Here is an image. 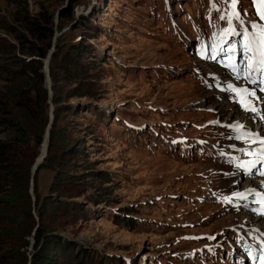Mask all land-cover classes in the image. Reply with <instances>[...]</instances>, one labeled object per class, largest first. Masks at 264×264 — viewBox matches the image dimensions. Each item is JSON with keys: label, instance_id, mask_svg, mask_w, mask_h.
Instances as JSON below:
<instances>
[{"label": "rangeland", "instance_id": "rangeland-1", "mask_svg": "<svg viewBox=\"0 0 264 264\" xmlns=\"http://www.w3.org/2000/svg\"><path fill=\"white\" fill-rule=\"evenodd\" d=\"M27 1L34 10L43 1L54 14L60 56L77 51L79 72L90 57L96 61L88 76L92 97L69 96L74 79L62 83L57 100L45 84L48 115L55 101L59 108L60 145L83 139L93 169L109 179L98 205L78 198L87 213L64 234L85 264H234L217 259L227 247L237 249L229 228L246 223L263 230L264 222L233 214L210 197L228 186L220 165L202 161L203 146L217 143L209 122L239 114L229 116L226 104L215 109L226 100L198 84V69L210 68L190 52L210 29L208 11L229 0ZM8 2L0 0V27L12 23ZM242 3L248 12L251 0ZM62 8L68 11L59 27ZM8 37L0 29V64ZM52 176L39 170L40 195ZM248 180L243 184H253ZM29 241L26 254L33 236Z\"/></svg>", "mask_w": 264, "mask_h": 264}, {"label": "trees", "instance_id": "trees-1", "mask_svg": "<svg viewBox=\"0 0 264 264\" xmlns=\"http://www.w3.org/2000/svg\"><path fill=\"white\" fill-rule=\"evenodd\" d=\"M8 1L12 5L7 9L12 23L0 27L9 35L3 38L6 58L0 64V264H85L83 253L64 234L87 213L78 198L87 196L86 203L98 205L107 188L102 184L109 179L93 169L91 151L83 139L65 147L60 145L57 101L46 155L31 176L49 120L43 64L58 26L43 1L36 10L29 8L27 0ZM67 9L59 11V27ZM58 42L56 37L48 64L53 97L57 100L62 83L71 79L75 82L68 89L69 96L92 97L94 81H89L88 76L91 78L90 70L96 61L89 56L88 65H81L79 72L77 51L60 56ZM43 168L52 171L53 176L47 193L40 195L37 177ZM89 190L100 195L92 197ZM30 236L34 240L32 251L26 254Z\"/></svg>", "mask_w": 264, "mask_h": 264}, {"label": "snow or ice", "instance_id": "snow-or-ice-1", "mask_svg": "<svg viewBox=\"0 0 264 264\" xmlns=\"http://www.w3.org/2000/svg\"><path fill=\"white\" fill-rule=\"evenodd\" d=\"M239 0H230V7L231 12L227 13L226 15H222L220 18L221 20L227 19L229 28L224 30L225 34H235V29L233 28L232 22L233 20L239 21L243 23L241 14L237 11V4ZM253 4L256 7V15L259 17L260 20L264 21V0H253ZM252 28L254 31L248 32L247 29H244L241 33L244 36V44L243 50L247 54V73L248 75L245 76V79H248L251 83H256L255 80L251 79L253 74H259L261 83H264V24H252ZM234 51V49H230ZM223 51V49H221ZM214 59V57H213ZM233 71L243 74L244 72V64L241 63L237 65L235 62H230L229 65ZM239 78V76H237ZM229 88L232 89V86L229 85ZM233 91H237V94L241 97V106L245 107L246 110L255 111L254 108L249 109L248 104L250 103L247 101V96H254V91H249L248 89H232ZM264 91V89H261ZM237 129L243 127V125H235ZM264 144V141H261ZM264 175V173H261ZM233 196L238 199H245L244 193H234ZM225 201L231 202L232 197H225ZM261 207L259 212L261 215H264V197H261L259 201H257Z\"/></svg>", "mask_w": 264, "mask_h": 264}, {"label": "bare ground", "instance_id": "bare-ground-1", "mask_svg": "<svg viewBox=\"0 0 264 264\" xmlns=\"http://www.w3.org/2000/svg\"><path fill=\"white\" fill-rule=\"evenodd\" d=\"M210 95H212V93H210V94H208V97H210ZM219 101V100H218ZM225 104H226V106L229 108V110H228V114H229V116H232L233 114H239V115H237L236 117H234V119H236V122H242V124H243V126H246V127H248V126H250L251 125V123H252V119H253V117L252 116H248L247 115V113H245L244 111H238L234 106H232V105H230L227 101L226 102H224V101H222V100H220L217 104H215L214 106L216 107L215 109L216 110H218V111H223L224 110V108H225ZM217 107L219 108L220 107V109H217ZM241 118V119H240ZM228 120V119H227ZM254 124V123H253ZM254 130H256V131H258V132H260L262 135H264V126H258V125H256L255 126V128H254ZM45 141H46V139H44V141H43V143H42V145H41V147H40V152L41 153H44V150L46 149V146H45ZM203 147H205V146H203ZM264 180V178H258V179H256V181L253 183V185H259V183L261 182V181H263ZM249 181V180H248ZM248 185H252V184H250L249 182H247V181H245V184H244V186H248ZM252 185V186H253ZM242 216V218L243 217H245V218H243V219H252V216H251V214L250 213H247V216L249 217H247V216H245V214H243V215H241ZM253 219H255V218H253ZM263 230H264V228H263ZM236 248H238V245H236Z\"/></svg>", "mask_w": 264, "mask_h": 264}, {"label": "water", "instance_id": "water-1", "mask_svg": "<svg viewBox=\"0 0 264 264\" xmlns=\"http://www.w3.org/2000/svg\"><path fill=\"white\" fill-rule=\"evenodd\" d=\"M56 15H57V17L59 16V10L56 12ZM59 33L56 32L54 34L52 46H51L50 50L48 51L47 56L44 59V64H43V71L45 73V84L49 88V90H50V86H51V80H50V77H49V67H48V63H49V59H50L51 53L54 50V42H55V39H56V37H57V35ZM52 110H53V105H51V107H50L49 120H48V123H47V126H46V130H45V133H44V137H43V141H44V139H46V141H45L46 149H47L48 137H49V127H50V124H51L52 118H53ZM43 141H42V143H43ZM46 149L44 150V153H41L40 152L39 155L36 157V159L34 161V164H33L32 168H31V176L32 177L35 175V172H36L37 167L39 166V164L42 162L44 156L46 155ZM31 191H32V189H31ZM32 198L34 200L33 194H32Z\"/></svg>", "mask_w": 264, "mask_h": 264}]
</instances>
